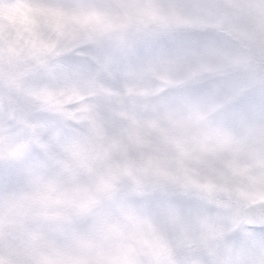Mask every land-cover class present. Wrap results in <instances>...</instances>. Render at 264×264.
<instances>
[{"label": "snow or ice", "instance_id": "snow-or-ice-1", "mask_svg": "<svg viewBox=\"0 0 264 264\" xmlns=\"http://www.w3.org/2000/svg\"><path fill=\"white\" fill-rule=\"evenodd\" d=\"M0 264H264V0H0Z\"/></svg>", "mask_w": 264, "mask_h": 264}]
</instances>
